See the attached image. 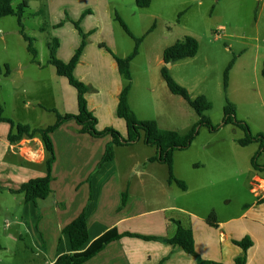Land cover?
Segmentation results:
<instances>
[{
  "label": "crops",
  "instance_id": "crops-1",
  "mask_svg": "<svg viewBox=\"0 0 264 264\" xmlns=\"http://www.w3.org/2000/svg\"><path fill=\"white\" fill-rule=\"evenodd\" d=\"M161 1L173 7V13L181 11L186 13L195 7V18H199L202 14L200 5L205 0H171V2L158 0ZM222 1L214 0L216 5H219V9L223 7ZM257 1L263 3L258 13L260 19L256 22L254 36L256 60L259 58L264 60V21L260 25L261 19H264V0ZM131 2L133 0H49L51 32L59 41L56 56L64 61L69 60L80 43L78 38L81 35L71 20L61 26L54 23H57L65 12L73 20L80 16L81 29L91 34L92 40L85 44L74 68V74L79 80L92 86V89L85 93V97L88 108L97 117V127L102 129L105 126H113L124 136L127 133L126 123L116 114V106L119 92L126 81L119 73L112 54L106 47L101 46L100 42H104L118 56H124L129 52L131 45L126 47L115 43V33L112 23L109 22V9L112 6L118 10L124 20L126 18L130 20L132 17L129 10L140 14L151 5V3L147 7L136 5V10H133L127 5ZM116 6H122V11ZM89 8L92 9L91 12ZM147 11V15L141 14V16L153 19L154 23L145 31L144 37L149 33L152 34L157 27L156 22L160 23L162 18L159 11L150 9ZM219 25L225 29L224 23ZM41 28L45 29L46 26L42 24ZM97 30L101 31L99 37L94 34ZM1 31L2 28L0 33ZM212 34L217 38L216 32L212 31ZM198 35L196 34L197 38L200 36ZM0 37L6 39L2 34ZM174 40L175 38L172 37L162 43L161 56L158 55L154 60L155 69L158 68L157 79L152 76L150 83L144 76L141 81L135 82L132 76L128 93L129 105L138 118L155 119L160 127L168 129H171L167 126L169 123L165 122L163 125L161 116L153 114L157 108L155 100L158 96L163 95L172 103L174 100L179 101V98L169 90L161 75V67L164 63L163 50ZM152 46L150 45V48ZM140 53L139 49L134 59ZM14 64L16 69L13 84L8 88L10 91L7 92V96L0 99L2 116L11 118L15 123L28 122L32 127L42 128L55 122L56 111L61 113L77 111L76 90L65 76L31 61L30 53L29 56L17 57ZM130 66L132 72L131 63ZM169 71L175 78L173 68ZM152 85L158 86L159 89L155 90ZM257 90L260 93V89ZM143 93L146 94L145 98L141 95ZM7 106H11V111L7 110ZM9 130L10 124L0 121L1 195L16 194L11 189L18 188L23 181L31 177L45 173L43 162L46 151L40 136L24 137L10 142L7 138ZM12 131L14 132L15 128ZM50 138L55 153V160L51 165L52 192L49 194L52 201L42 204L38 210L37 223L35 206L39 205V202L25 201L21 219L31 235L32 244L38 246L44 254L45 261L42 264H53L60 254L75 255L82 252L92 241L113 228L118 232L132 231L158 238L146 239L124 235L107 243L102 250L82 264H213L206 262L208 260L230 264L242 253L241 247L233 240L243 237H248L252 242L247 248L246 264H264V177L262 175L252 172L249 181L250 184L252 182V186L248 188L249 193L234 195L225 186L241 180L242 174L232 176L229 182L228 177L223 176L226 171L220 174L221 162L218 160L216 164H219V167L211 183L204 182L203 174L196 175L192 189L189 190L190 185L186 184V189H182L183 192L180 193L170 188L174 183L169 184L167 176L164 179L158 175L161 163L148 161V158L155 154L156 148L150 146L148 150L147 146L140 144L143 143L142 139L127 146L125 162L122 166L117 164L114 154L112 159L96 168L107 142L111 141L110 135L94 137L80 132L79 125L74 119H70L51 132ZM230 140L233 141L235 138L232 136ZM182 178L186 180V177L182 176ZM123 192H126L124 204H122ZM208 195H212L215 200L222 196L219 199L222 202L217 201L216 209L213 207L214 202H211V205H203ZM88 199L86 214L88 239L80 249H72L69 235L63 233L62 228L79 214ZM169 209L182 211L189 216L195 249L199 257L164 240L168 235L165 212ZM211 213L215 219L214 225L207 221Z\"/></svg>",
  "mask_w": 264,
  "mask_h": 264
},
{
  "label": "rangeland",
  "instance_id": "rangeland-1",
  "mask_svg": "<svg viewBox=\"0 0 264 264\" xmlns=\"http://www.w3.org/2000/svg\"><path fill=\"white\" fill-rule=\"evenodd\" d=\"M20 1L22 0H12V5L16 6ZM166 2H171V0H166ZM262 3L263 1L257 0H223L221 5L223 7L219 9V5H216L214 0H205L200 5L202 14L199 18H195V7L186 13H173V7L162 1L153 0L149 9L159 11L162 18L160 23L156 22L155 26L157 27L152 34L149 33L140 43L141 53L130 62L133 66L131 76H134L135 82L141 81L145 76L146 80L151 83L152 76L157 79L158 68L155 69L154 60L157 59L158 55L161 56L160 47L162 43L172 37L176 41V39H180L185 35H194L200 45L197 52L193 56L175 60L168 68H173L177 79L171 76L188 90L191 97L201 94L206 95L209 107L204 114L212 124H221L224 105L229 101L236 108L238 119L245 121L253 133L262 132L264 134V76L261 72L264 60H261V58L256 60L257 52L254 40L256 22L260 19L258 13ZM27 5L23 17L25 31L33 37L37 49V59L44 65L41 67L46 66L54 72V67L46 64L47 41L55 37L51 32L49 0H27ZM127 5L136 10L135 0ZM121 7L116 6L122 11ZM232 8L235 9L232 10ZM38 9H41L39 14H29ZM149 9L141 11L140 14L129 10L132 19L128 20L126 18L124 20L136 37L144 35L148 27L154 23L153 19L141 16V14L147 15ZM89 10L92 11L91 8ZM116 13L121 15L118 10L111 6L109 9V22L113 26L115 43L118 46L126 45L127 47L131 45L130 52L134 45V39L125 32L119 21L115 19ZM70 19L73 20L65 12L59 21L63 20L61 24L63 25ZM79 19L80 16L76 18V20ZM263 21L262 18L260 25ZM220 23L225 24V29L221 31L217 30ZM42 24L46 26L45 29L41 28ZM18 25L14 15L0 16V28L3 29L0 34L6 38L0 37V99L7 96V92L10 91L8 88H11L13 84L12 80L16 69L15 59L20 55L29 56L26 41L20 34ZM212 31L218 33L217 38H214ZM100 32L97 30L94 34L99 37ZM85 33H87V41L90 42L92 40L91 34ZM196 34L200 36L198 35L197 38ZM81 38V36L78 38L79 42ZM150 45L153 46L150 48ZM163 65H165V62ZM228 65H230V68L227 89L224 90L223 72ZM6 68L9 70L8 73H5ZM152 86L155 90L159 89L156 85ZM55 87H57L56 81ZM257 89H260V93ZM141 95L143 98L146 97L144 93ZM175 96L179 98V101L174 100L173 103L163 95L156 97L157 108L153 115H160L163 125L167 122L169 124L166 125L171 129L186 133L198 120V115L186 100L177 94ZM11 109V106H7L8 111H11ZM197 129L198 133L187 148L174 151V175L190 185L189 190H191L196 175L202 176L203 174L205 183H211L214 180L219 167V164L216 163L220 160L219 172L221 174L226 171L223 176H227L229 182L232 176L242 174L241 180L226 185L225 188L232 191L234 195L248 194V188L252 186V182L249 183L250 174L256 172L264 177V169L256 170L251 163V157L257 150L258 143L240 145L236 140L244 136V131L232 123L221 124L216 130H211L205 125H198ZM232 136L235 138L233 141L230 140ZM140 139L143 140V134ZM135 143L137 141L132 144L114 146L117 164L123 165L127 146ZM140 144L144 147L147 146L148 150L151 148L150 145H146L144 142ZM115 147L117 148L115 149ZM257 163L264 165V151L258 155ZM159 168L158 175L166 179V176L168 177L167 165L161 163ZM182 176L186 177V180ZM170 188L180 193L183 192L176 184ZM15 193L14 195L0 194V264H42L45 261L44 254L38 246L32 244L31 235L26 225L21 222L25 205L23 194ZM221 197L215 200L212 195H208L203 205H211V202H214L215 206L213 207L216 209L217 201L222 202L219 200ZM51 201L52 197L50 195L35 201V203L39 202V205L35 206L37 209L35 211L37 212L36 223L39 220L38 210L42 204ZM26 212H28L27 209Z\"/></svg>",
  "mask_w": 264,
  "mask_h": 264
},
{
  "label": "trees",
  "instance_id": "trees-1",
  "mask_svg": "<svg viewBox=\"0 0 264 264\" xmlns=\"http://www.w3.org/2000/svg\"><path fill=\"white\" fill-rule=\"evenodd\" d=\"M135 3L139 7H147L151 3V0H135ZM27 0L20 1L16 6L12 5V0H0V16L12 14L17 18L19 24V32L23 39L26 41L27 50L31 54V61L36 62L39 66H44L37 59V49L34 45L33 37L29 36L24 29L23 17L27 9ZM41 9H38L29 14H39ZM182 13V12H180ZM115 19L119 21L125 32L134 39V45L132 50L125 56H118L112 50L105 45L104 42H100L101 46L112 54L117 68L121 76L125 79L126 83L122 87L118 95V102L116 106V114L123 118L126 123L127 133L122 135L115 127L105 126L102 129L97 127V117L93 111L88 108L85 93L92 89V86L86 84L82 80H79L74 74V68L79 61V57L82 50L87 43V33L83 32L80 27L79 20H71L76 29L81 35V41L75 48L74 53L69 60L64 61L56 56V49L58 47V38L53 37L47 41L48 55L46 64H50L55 68V71L59 75H63L67 78L70 85H72L77 93V111L76 112H58L56 111L55 122L46 127H32L28 122H14L11 118L2 116V108L0 106V121H6L10 124V130L7 134V138L10 142L18 141L22 138H30L35 135H39L46 151V157L43 162L44 175L31 177L23 181L18 188L11 189L12 192L22 193L24 200L35 202L39 198H45L52 192L50 186L51 176V165L55 160V153L53 143L50 138V133L56 130L62 123L67 120L74 119L79 125V131L88 133L94 137H101L106 134L111 136V141L107 142L104 153L97 163V167H100L102 163L110 160L114 156L115 145L132 144L138 141L143 134V142L146 145L154 146L156 148L155 154L148 158V161H158L165 163L168 168L167 182L169 184H176L181 189L185 190L186 183L177 178L173 171V153L175 150L187 148L195 135L198 133V125H205L211 130H216L221 124H235L243 129L244 136L237 139L236 141L240 145H248L253 142L258 143V148L251 157V163L256 170L264 169V165L257 163L258 155L264 151V134L262 132L253 133L250 126L243 121L238 119L234 105L227 101L223 108V118L221 124H212L210 119L205 116L204 112L209 107V101L205 95L201 94L196 97H191L188 90L180 85L170 74L169 68L166 65L161 67V75L165 80V83L169 90L181 96L186 102L195 110L198 115V120L194 123L192 128L186 133H181L175 129H168L160 127L155 119H141L138 118L135 112L131 109L128 102V93L131 88V71L130 62L139 53V46L143 39V35L136 37L128 27L127 23L117 13ZM63 20L57 22L54 25H61ZM151 28L149 29V31ZM198 40L191 35H185L180 39H176L173 43L166 46L163 50V61L178 60L188 56H193L198 49ZM230 65H228L223 72V88L227 89L228 72ZM8 72V68L6 70ZM262 75L264 76V64L262 67ZM15 128L13 132L12 129ZM142 133V134H141ZM90 199V197H89ZM89 199L83 206L79 214L68 222L63 228L62 232L69 235L70 245L72 249H80L87 241V223L86 214L89 205ZM126 201V192L122 194V204ZM167 220V232L168 235L164 238L167 242L173 246L180 247L185 252L199 257L196 249L193 231L190 226L189 216L182 211L169 209L165 212ZM207 221L214 225L215 219L211 213ZM124 235H134L146 239L158 238L154 235H144L135 233L132 231L118 232L116 229H109L101 236L92 241L86 249L82 252L69 255L60 254L53 264H82L88 260L100 250H102L107 243L112 240L118 239ZM233 242L241 247L242 253L236 256L230 264H246L247 248L251 245V240L248 237H243L239 240H233ZM213 264H223L216 261H206Z\"/></svg>",
  "mask_w": 264,
  "mask_h": 264
},
{
  "label": "water",
  "instance_id": "water-1",
  "mask_svg": "<svg viewBox=\"0 0 264 264\" xmlns=\"http://www.w3.org/2000/svg\"><path fill=\"white\" fill-rule=\"evenodd\" d=\"M172 62H173V60L171 59V60L165 62V65H166L167 67H170L171 64H172Z\"/></svg>",
  "mask_w": 264,
  "mask_h": 264
},
{
  "label": "built area",
  "instance_id": "built-area-1",
  "mask_svg": "<svg viewBox=\"0 0 264 264\" xmlns=\"http://www.w3.org/2000/svg\"><path fill=\"white\" fill-rule=\"evenodd\" d=\"M223 29H224V27H219V28H218V30H220V31L223 30ZM216 33H217V32H216ZM217 34H218V33H217ZM254 192H255V191H254Z\"/></svg>",
  "mask_w": 264,
  "mask_h": 264
}]
</instances>
